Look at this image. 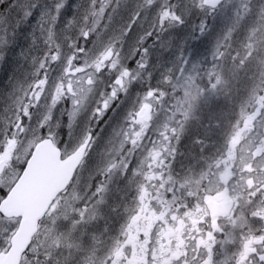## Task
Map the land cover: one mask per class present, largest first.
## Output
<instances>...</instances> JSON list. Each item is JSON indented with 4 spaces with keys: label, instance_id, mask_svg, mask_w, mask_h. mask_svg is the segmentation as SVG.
Listing matches in <instances>:
<instances>
[{
    "label": "snow or ice",
    "instance_id": "1",
    "mask_svg": "<svg viewBox=\"0 0 264 264\" xmlns=\"http://www.w3.org/2000/svg\"><path fill=\"white\" fill-rule=\"evenodd\" d=\"M71 3H57L48 29L51 54L40 60L33 83L16 99L13 118L0 132V264H264V0H239L233 23L212 46L210 66L181 52L156 85L152 44L192 17L199 21V36L206 37L207 18L225 0H134L130 7L128 0H87L79 21L68 22L77 36L64 38L65 52L54 29ZM36 7L25 8L24 16L30 18ZM122 9L124 23L102 41ZM240 72L247 74L245 93L220 118L216 143H209L207 133L194 142L206 153L199 169L178 175L166 165L168 171H161L165 154L175 158L173 141H180L200 99L227 93ZM105 73L111 79L100 91L98 79ZM141 79V91L115 132L118 145L101 169L106 179L74 202L77 170L97 134L89 127L72 151L61 152L51 132L44 135L53 111L69 104L71 127L95 99L92 116L102 121ZM41 105L46 112L33 129L30 122ZM157 109L171 112V123H163L160 142L149 148L144 141ZM137 151L143 159H130ZM46 169L56 172L57 181L33 192ZM115 173L134 186L135 196L115 235L107 241L88 237L87 226L105 203L106 180Z\"/></svg>",
    "mask_w": 264,
    "mask_h": 264
},
{
    "label": "rangeland",
    "instance_id": "2",
    "mask_svg": "<svg viewBox=\"0 0 264 264\" xmlns=\"http://www.w3.org/2000/svg\"><path fill=\"white\" fill-rule=\"evenodd\" d=\"M58 2L59 0H6V3L2 4L0 7V19L2 18L6 20L7 16L11 15L12 12L23 11L24 13L25 8L31 9L32 3L37 5V7L34 9L36 12H33V15L30 18H26L24 16L23 23L20 24L19 28H17L18 30L15 33L17 35L19 32L16 37L17 41L14 40L15 38L12 39L11 42L7 41V32H3L0 35V79L4 75V71L7 70L6 77L0 81V132H2L7 126L9 119L13 118L12 109L15 106L14 102L16 99L18 97H22L23 93L33 83L34 73L36 72L40 60L45 57V55L51 54L49 53V48L51 46L49 45L50 43H48L47 46H43V44H41L42 46L40 45V48H36V42L38 40L40 41V38L48 41V29L52 25L51 17L55 15L56 5ZM82 2L87 4V0H82ZM13 3H15V6L9 7V5H12ZM133 3L134 0H128V7H130ZM238 3L239 0H231V2L227 0L222 8H220L212 17L207 18L210 22L207 21L209 31L206 32V37L199 36V33L196 31L199 21L193 17L189 18V21L186 25H182L180 28L172 29L165 33L159 38V41L157 40L155 42V44H152V41H149L148 43L152 44L150 49V61L153 65L151 84L156 85L161 77V73L168 68H172L174 64L178 62V56L181 54V52L184 53L185 59L188 58L189 60H194V62H198L205 67L210 66L212 46L214 45L216 39L222 36L227 28L233 23L235 19L234 10L236 9ZM41 14H43V19H41ZM126 17L127 10L122 9L120 15L116 17L114 24L110 26L109 32L104 33L100 39H108L111 31L118 29L119 26L124 23ZM253 19L254 17L250 16L248 18V22L251 23ZM4 20H0V23ZM61 22L65 23V18ZM59 23L60 20L56 25ZM62 29L66 30L65 27H55L54 31L60 32ZM2 30L8 32L13 31H9L5 28H2ZM69 30H72V27H69ZM29 31L30 34L28 35ZM164 37H168L172 43H170V41L165 42L163 39ZM160 41H163L164 46L166 47L164 52L161 50L163 46H161ZM29 50L36 51L37 53L40 52V56L37 59L39 62H27V60H29ZM55 67L56 66L54 65L52 66V68ZM49 71L51 75L55 77L56 72L52 69H49ZM16 73L18 74L15 75ZM29 73H31L29 76L30 78L27 77ZM24 76L26 79L23 81ZM110 79L111 75L109 73H105L98 79L100 91L105 90V84ZM246 80L247 78L244 77V72H240L238 78L233 80L231 84L233 85V83H235L236 86L242 88L245 91L246 87L243 82ZM2 83H10L11 85L3 88L1 85ZM142 84H144L143 79H141L136 84L138 91H136L135 87L133 86L134 89L133 87L130 89L128 96L121 97L122 103L118 102L119 106H114V110L109 112V115H107L102 121H96L92 116L93 109L95 108V99H91L86 102V107L81 110L75 122L72 123L71 127H69L68 117V111L70 110L69 104L58 105L53 111V119L49 122V127L44 135H47L48 132H51L55 138L57 146L62 148L63 152L72 151L77 146L78 142L89 127H92L97 134L95 138V144L89 151L83 165H81L78 169L80 171L77 173V182L73 186V193L78 199L74 202H78L79 199L86 198L88 195H90V191L97 182L106 179L101 175V169L105 166L106 162L110 158V153L113 150V144L118 145L119 138L115 136V132L119 131L123 125L127 110L131 107L136 95L141 91ZM215 95L223 96V94H211L202 97L194 109V112L191 116L192 119L193 117L195 119V114L197 112L203 119L207 116L208 108L212 106L211 100ZM243 95L244 93L237 92L236 97L240 99ZM201 102H203V105H201ZM197 108H200L201 110ZM216 108L219 109L218 112H216V123L219 124L221 123L220 118L226 113H229L232 109H224V105ZM45 112L46 108L43 105L34 110L33 120L30 122L33 129L38 128V122ZM170 115L171 112L162 113L160 109H157V117L153 125V130L148 133V139L144 141V144L149 148L152 147V142L157 144L160 142L159 132L162 130L163 123H171L168 120ZM60 120H62V124H59ZM105 120L107 122H105ZM189 123L190 122L188 121L186 128ZM201 126L203 125H193L190 129L185 130L177 144H175V141H173V145L176 147V156L174 159H172L165 154V156L162 157L164 164L161 166V171H168L166 165H172L173 171L178 175H183L189 172L193 165L196 167V170L199 169L200 164L202 163L201 159L197 164L195 158L194 162H192V160L189 158L188 161L186 160V163H180L187 159L189 155L191 157L196 153H200L199 147L196 144V147L194 145L190 148L187 143H185V140L187 136L189 139V134L191 133L194 135L196 134L198 137H204L206 133L201 130ZM207 131L211 136L209 143H216L218 131L216 132L213 129H207ZM39 134L40 133L37 132V135ZM32 138V134L29 133L27 139ZM25 139L26 138L24 136H21V140ZM184 151H187L186 156ZM130 159H143V152L137 151L135 156L131 157ZM106 182L108 190L105 194V203L99 206L97 219L87 226L88 237L91 235H96L104 241H107L109 237L115 235V233L118 231L120 224L123 222L125 207L132 202L133 197L135 196L134 186L130 185L127 181V178L121 176L119 173L113 174L110 179L106 180ZM126 196L128 198H126ZM122 201L124 202L122 203ZM120 205L123 207L119 208V212H117V207ZM109 209L111 213L108 212ZM103 212H106L107 214H104ZM120 213H122V216L118 218L117 214ZM104 221H107L105 223L106 225L103 227V229L99 230L102 227ZM113 231L114 233H112Z\"/></svg>",
    "mask_w": 264,
    "mask_h": 264
},
{
    "label": "bare ground",
    "instance_id": "3",
    "mask_svg": "<svg viewBox=\"0 0 264 264\" xmlns=\"http://www.w3.org/2000/svg\"><path fill=\"white\" fill-rule=\"evenodd\" d=\"M82 5H79V4H77V0H72V3L70 4V8L69 7H67V8H64V9H62V11H61V13H64V14H68V19H67V22H69L73 17H76L77 18V20L79 21V18H80V16H81V14L83 13V10H84V8H85V6L87 5V4H85V3H81ZM16 13V14H15ZM15 14V15H14ZM1 21L2 20H4V19H0ZM23 20H24V13H23V11H18V12H12L11 13V15H8L7 16V19L6 20H4L3 22H1L0 23V27H1V30H0V35L3 33V32H7V34H8V38H7V41H9V42H11L12 41V39H14V40H16L17 41V35H18V33H17V35L15 34L16 32H17V28H19V26H20V24H22L23 23ZM74 27V26H73ZM2 28H5V29H8L9 31H12V32H8V31H5V30H2ZM30 34V31L28 32V35ZM15 35V36H14ZM27 35V36H28ZM14 36V37H13ZM66 36H68V37H72L73 39H75L76 38V36H77V33H76V30H75V28H73L72 30H64V29H62L60 32H58V33H55V40H56V42L57 43H60V44H62V45H65V47H64V51L66 52V51H68V49H67V47H66V45H67V41L66 40H64V38H62V37H66ZM19 38V37H18ZM164 40H165V42H167V41H170V43H172V41L171 40H169V38L168 37H164L163 38ZM15 41V42H16ZM66 41V42H65ZM48 41L47 40H45V39H43V38H40V41L38 40L37 42H36V45H37V47L36 48H40V45L41 44H43V46H47L48 45ZM35 45V46H36ZM50 45V44H49ZM22 46V45H21ZM20 46V47H21ZM42 46V45H41ZM51 46H53L54 47V45H51ZM86 47H92V45L89 43V45H87L86 44ZM161 50L164 52V50H166V47L165 46H163V48H161ZM30 52H29V60H27V62H39V61H37V59L39 58V56H40V52L39 53H37L36 51H33V50H29ZM166 53V52H165ZM164 53V54H165ZM24 56V55H23ZM27 56V55H26ZM26 62V61H25ZM26 62V63H27ZM6 71L7 70H5L4 71V75L2 76V78L0 79V81L4 78V77H6V75H7V73H6ZM18 73H16L15 75H17ZM30 74L31 73H29L28 74V78H30L29 76H30ZM26 79V77L24 76V78H23V81ZM244 84L246 83V81L245 82H243ZM2 86H3V88H5L6 86L8 87V85H11L10 83H8V84H5V83H2L1 84ZM237 92L238 93H245V91L242 89V88H238V87H236V86H234V85H232L231 84V87H230V90L227 92V93H224L223 94V96L222 95H220V96H222V97H224L226 100H228V101H230L231 99H233V100H235L236 101V103L239 101L238 99V97H236V95H237ZM235 103V104H236ZM228 107L229 108H233V106L232 105H228ZM40 113H42V112H40ZM162 113H165V112H163L162 111ZM167 113H169V112H167ZM62 120H60V122H59V124H62V122H61ZM202 128H201V130L202 131H204L205 133H207L208 134V131H207V128L205 127V126H201ZM218 131V134H219V130H217ZM208 135H210V133L208 134ZM196 139H201V137H198L196 134L194 135L193 133H191V134H189V139H188V136L186 137V140H185V143H187V145L191 148V147H193L194 145H195V140ZM210 139V138H209ZM195 147H196V145H195ZM187 151H184V154H185V156L187 155V153H186ZM202 155H206V154H201V153H196V154H194V155H192L191 157H190V155L188 156V158L187 159H185L183 162H181L180 164H184V163H186L187 161H188V159L190 158L191 160H192V162H194V158L196 159V164L199 162V160L201 159V156ZM187 160V161H186ZM194 167V168H193ZM193 167L191 168V170H193V171H195L196 170V167L193 165ZM104 214H107L106 212H103ZM96 225H97V223H96Z\"/></svg>",
    "mask_w": 264,
    "mask_h": 264
},
{
    "label": "trees",
    "instance_id": "4",
    "mask_svg": "<svg viewBox=\"0 0 264 264\" xmlns=\"http://www.w3.org/2000/svg\"><path fill=\"white\" fill-rule=\"evenodd\" d=\"M82 3V0H77V4H79V5H82L81 4ZM1 5L2 4H0V7H1ZM67 7H69L70 8V5H66L65 6V8H67ZM46 9V8H45ZM36 11H34V13H35ZM68 14H64V13H61V15H60V23L58 24V25H56L55 27H65V29H67V30H69V27H68V22H67V19H68ZM65 18V23H63V22H61L63 19ZM193 18V17H192ZM193 21V20H192ZM207 21L208 22H210L209 21V19H207ZM209 27V26H208ZM73 28H75V27H72V29ZM59 31H56L55 33H58ZM93 40H94V37L92 38ZM87 45H89V44H87ZM244 74H246L245 72H244ZM245 78H247V74L244 76ZM134 87H135V90L136 91H138L137 90V85H134ZM134 87H133V89H134ZM208 101V100H207ZM201 105H203V102H201ZM197 109H199V110H201L200 108H197ZM224 109H227V110H230V109H232V108H229V107H227V106H224ZM218 110L219 109H217L216 107H214L213 105L210 107V108H208V111H207V116H206V118H204V120H206V121H198V119L200 118V114L197 112L196 114H195V119H194V117H193V119H192V117H191V119L189 120V124H188V126H187V128H186V130L187 129H190L193 125H195V124H201V125H203V126H205L208 130L209 129H213V130H217V128H216V125H217V120H216V112H218ZM204 132V131H203ZM202 132V133H203ZM202 139V138H201ZM199 147V146H198ZM197 147V148H198Z\"/></svg>",
    "mask_w": 264,
    "mask_h": 264
},
{
    "label": "water",
    "instance_id": "5",
    "mask_svg": "<svg viewBox=\"0 0 264 264\" xmlns=\"http://www.w3.org/2000/svg\"><path fill=\"white\" fill-rule=\"evenodd\" d=\"M57 179H58V176L54 170L46 169L44 173L42 174V177L40 178V180L34 186L33 192L39 191V190H42L43 188L48 187L49 185L55 183Z\"/></svg>",
    "mask_w": 264,
    "mask_h": 264
},
{
    "label": "flooded vegetation",
    "instance_id": "6",
    "mask_svg": "<svg viewBox=\"0 0 264 264\" xmlns=\"http://www.w3.org/2000/svg\"><path fill=\"white\" fill-rule=\"evenodd\" d=\"M247 84H248V79H247V81H246V83L244 84L245 85V87L247 86ZM233 85L234 86H236V84L235 83H233ZM236 87H238V86H236ZM239 88V87H238ZM212 103H213V106L214 107H220V106H227L228 107V105H232L233 107H234V105H235V103H236V101L235 100H233V99H231L230 101H228V100H226L224 97H222V96H220V95H215L214 96V101H212ZM204 138V137H203ZM116 197H117V195H116ZM126 198H128L127 196H126ZM124 201H122V203H123ZM123 206L122 205H120L119 207H117V212H119L118 210H119V208H122ZM111 209V208H110ZM110 209H109V211L108 212H110ZM111 213V212H110ZM118 215V218L119 217H121L122 216V213H120V214H117ZM106 222H103V225H102V227L99 229V230H101V229H103V227L106 225L105 224ZM112 233H114V231L112 232Z\"/></svg>",
    "mask_w": 264,
    "mask_h": 264
},
{
    "label": "clouds",
    "instance_id": "7",
    "mask_svg": "<svg viewBox=\"0 0 264 264\" xmlns=\"http://www.w3.org/2000/svg\"><path fill=\"white\" fill-rule=\"evenodd\" d=\"M102 41H107V39H104V40H102ZM108 115H109V113H108ZM105 122H107L106 120H105ZM102 126V125H101Z\"/></svg>",
    "mask_w": 264,
    "mask_h": 264
}]
</instances>
